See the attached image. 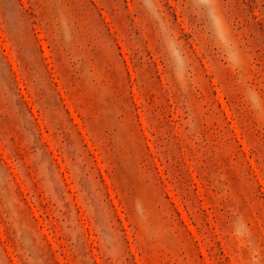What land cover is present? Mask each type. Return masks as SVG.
I'll use <instances>...</instances> for the list:
<instances>
[{
	"label": "rangeland",
	"instance_id": "rangeland-1",
	"mask_svg": "<svg viewBox=\"0 0 264 264\" xmlns=\"http://www.w3.org/2000/svg\"><path fill=\"white\" fill-rule=\"evenodd\" d=\"M0 264H264V0H0Z\"/></svg>",
	"mask_w": 264,
	"mask_h": 264
}]
</instances>
